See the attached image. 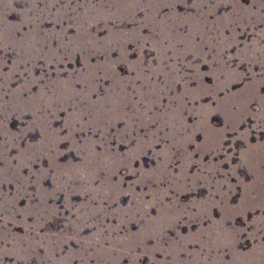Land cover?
Returning a JSON list of instances; mask_svg holds the SVG:
<instances>
[{"label":"rangeland","instance_id":"374dc122","mask_svg":"<svg viewBox=\"0 0 264 264\" xmlns=\"http://www.w3.org/2000/svg\"><path fill=\"white\" fill-rule=\"evenodd\" d=\"M96 2L97 0H0V37L3 38L4 45H8V47L0 49V73L5 74L3 100L8 102V111L4 112L5 131L15 134L27 127V122L34 119L32 111L21 112L16 110L18 104L23 107L24 102H28L30 97L32 98L31 107L34 108L40 99L41 87L44 88L46 94L51 95L52 92L47 86V82L52 86L51 81H55L57 78L66 80L69 72L74 73L75 69L82 68L79 52L74 53L73 60L68 61L63 55L64 49L60 47V38L53 34L54 31L55 33L65 31L66 35L63 37L65 41L68 36H74L76 34L75 28L68 27V24L72 22L71 17H73L74 27H77L78 31H81L78 27L81 21L86 24L82 31L90 32L98 40L108 36V28L122 33H131L138 28L142 36H151L153 39L160 40L159 28L154 32L151 27H141L142 23H146V15L151 18V22L154 24H159L162 18L170 16L172 12L190 18L200 17V20L203 21V30L209 35L216 36L220 32V28L215 23L217 18H223L233 12L232 0H196L199 7L192 6L193 0H139V4L135 8L128 0H101V2ZM240 2L245 9L251 7L256 15L244 14L239 20L231 18L228 21L227 27H223V35L231 37L234 30L237 43L225 48L220 55L227 65L244 75L239 80L234 79L226 89L217 90L216 96L219 98H223L226 91H240L253 79L256 81L264 80V36L259 35V33L264 32V18H261L264 17V8H258L259 3H264V0H254L257 7L253 4V0H240ZM81 3L84 4L83 7H78ZM156 3H163L165 6L156 7ZM210 3L216 5L211 11L209 10ZM169 4L171 6H168ZM201 13H205L206 17L201 16ZM109 17L111 18L108 19ZM57 19L59 22H56ZM223 23L224 21L221 20L220 24L223 25ZM106 26L108 28H105ZM189 31L190 23H182L178 27L172 28L171 34L179 32L187 35ZM25 33L28 34L30 41L34 38L37 42L34 47L31 46V43L26 45V54L22 55L16 43ZM193 38L197 43L201 42V36L198 32L194 34ZM255 41L257 43L253 46ZM143 43L144 47L140 54L143 56L144 74L149 75V61L152 65L162 63L164 66L163 71L149 75L150 81L163 83L165 80L164 73L169 71L168 66L175 63L177 67V74L180 76L181 82L174 84L168 93L169 96L183 91V81H187L189 88H197L198 81L190 78L193 69L186 66L188 62L198 64L202 73L210 71L209 64L202 63L201 57L194 55L191 51L184 54L182 62L179 57L174 60L173 49H169L166 53L168 59L158 61L156 50L151 47V42L145 40ZM163 43L166 45L168 40L163 41ZM213 43H216L215 39ZM245 45H248L253 54L251 60H241L237 56V52ZM124 47L128 50L127 59L135 61L138 58L136 43L130 40L124 44ZM175 47L183 49L184 44L177 43ZM203 51L208 53L204 57L207 60H212L213 55L216 54V49L213 48L209 51L207 44L203 45ZM119 55V49L116 47L109 53L112 60H117ZM18 57L23 62L16 63ZM104 59L103 53H96L89 56V63L96 64L97 61ZM213 66H216L215 63ZM116 71L125 78V81L129 76L135 77L136 75L135 72L130 71L128 64L118 63ZM200 79L205 85L214 84V79L210 75H203ZM219 79H225L223 72L220 73ZM109 83V80L101 78L97 92L92 93L91 98L95 100L97 94L103 95L104 89L107 90ZM71 87L77 92L86 89V85L77 79L75 74H73ZM124 87L128 93L132 94L133 100H139L137 108L141 110L145 108L144 99H147L148 95L155 99V95L148 91L150 85L144 84L141 80L130 81L126 85L121 83L120 88ZM136 88H143L146 93L144 99L135 95ZM116 91L118 92L119 88ZM244 95L247 98V109L251 113L264 112V105H261L257 98V96H264V83H259L257 87ZM185 99L187 100V98ZM168 103V96L161 95L160 104H153L148 115L152 116L153 113L161 112L162 106ZM201 104H211L215 107L216 101L210 95L187 100V107L197 108ZM127 110L131 111V104L127 106ZM232 110L234 112L237 110L235 104L232 106ZM41 111V109H37L38 114ZM71 111L70 102L67 111L53 110L51 114L44 113L41 117L36 118L37 123L51 124V128L57 132L60 131L61 135L71 134L81 145L86 142L90 145L93 139L101 141V143L93 146L97 153L104 151L105 142L110 150L124 153L129 147H135L136 137L142 136L148 139L149 135L154 132L158 143L145 149L146 154L142 155L139 160H133L132 167L137 169L155 168L157 160L163 162V157L153 158L154 153L160 152L163 145L169 143L165 134L172 130L168 127L160 129L158 119L154 118L151 122L141 121L139 117H131L133 113L129 112L128 119L118 120L119 116L124 113H113L110 118L113 126L108 127L107 132L102 137L100 129L96 128L95 121L91 122V125L87 124L89 118L87 115L75 123V131L71 132L70 130L68 133L69 129L64 128V125L67 115ZM93 111L96 112L97 110L94 109ZM182 114L187 125L195 123L197 118L189 114L187 108ZM100 123L102 124L100 127L105 128L103 125L105 121L101 120ZM209 123L217 128L224 127L222 114L213 113L209 117ZM254 124L259 126L254 128ZM228 127L230 128L231 125ZM125 128L128 130L124 131ZM245 130L248 132L247 144L243 139H234ZM43 131L42 126L32 128L25 132L26 139H12V141L10 135L9 144L5 145L7 148L5 150L7 151V158L4 160L5 167L7 168L9 161L10 164L7 181L0 183V192L7 193L8 198L3 202L5 209L2 214L5 215V224L0 225V228L4 230L2 233L4 241H0V264H164V261L168 264H220L218 258L214 257L216 252L220 250L207 249L202 251L198 241L202 228L208 227L209 221L207 219L195 222V220H190L187 215H183L174 227L166 228L165 226L160 232L158 240L148 235L143 239H133L125 244L121 238L126 233H135L139 230V224L136 220H129L128 223L120 224L117 228V224L121 221L120 215L111 213L105 215L101 210H96L93 213L89 208H84L87 202L93 211L98 208L97 200H91L90 195H96L97 189L94 187H99L105 176L103 166L101 165L97 172L95 168L91 169L88 173V181L82 183L79 179H74L69 182L71 177L79 173L77 165L81 160L74 139L56 144L55 139L50 137L55 144L52 156L41 155L39 158H34L29 167L20 168L19 176L14 175V166L23 159L18 154V148H24L25 144H39ZM186 131L191 132V128L186 129ZM119 134L123 139L128 140V144L119 142ZM223 135L225 138L220 141V150L218 151L211 147L207 151H196V145L204 141L202 131H196L192 135V140L195 143L189 142L183 148L175 146L171 148L169 162L165 165L166 173L179 174L181 157L185 151L193 153V163H190L187 168L189 178L201 170L195 161H200L204 165L210 161L213 164L218 163L220 171H216L214 174L204 173L208 176V187L203 186L201 181H196L195 187L188 184L189 190H187L181 185L176 191L168 188L170 181L167 175H163L158 183L153 182L151 184L153 188H168V195L163 197V203L171 204L173 198L182 204H188L206 197L209 188L214 193L213 199L219 201L221 197L216 194V183L225 179L228 184L234 186L230 192L228 203L235 205L239 202L241 187L244 184H250L252 179L259 177V173L253 176V171L264 159V148H261V142H264V117L257 120L254 115H246L236 125L235 132L228 130ZM247 146L253 149L251 157L244 155ZM53 159L63 171L64 176L60 177L61 180L55 178L58 174H53L54 170L49 168V162ZM182 162L185 165L188 163L186 160ZM232 168L235 169L234 175L230 172ZM44 169H48L47 174L40 177L35 184L33 181L37 179V175H32V173L39 174ZM95 174L97 178L92 180ZM22 177H28V183L23 185L25 191L16 198V184ZM138 177V172L122 173L117 168L115 174L111 176V180L113 182L118 180L124 192L116 201L99 200V206L107 212H112L116 208H126L132 199L128 190L129 185H132L134 192L144 193L143 200L152 199L151 194H149V183H135ZM237 182H241V185ZM56 185L62 186L65 190L60 191L58 187H55ZM220 189L221 191H229L227 184H221ZM89 190H91V194L88 193ZM13 198H15L14 206L12 204ZM256 202L258 203L259 200ZM29 205L34 206V210L37 211L36 216L15 211V209H24ZM78 209L81 210L78 212ZM185 211L195 213L198 209L190 207ZM210 214L214 219L220 218V211L216 207L210 209ZM147 215L157 216V208L155 206L149 207ZM261 215H264V209L250 208L244 217L235 216L231 220H226L225 226L244 227L246 220L251 221L256 216ZM124 218L127 219V214ZM174 219V216H170L166 223L173 222ZM253 227L251 223H248L246 231L240 233V237L237 238L236 247L240 252H247L255 247L253 244L257 241L248 237V232H251ZM159 229L160 226L157 225L156 229L150 231H158ZM26 231L30 238H26L27 241L19 240L20 237L25 236ZM213 231L218 232L219 228L214 227ZM257 235L260 241H264V234L257 232ZM177 236L185 237V239H181L177 243ZM201 239L207 238L201 237ZM117 240L121 241L122 247L117 244L119 248L112 252L108 246L110 243H116ZM155 248L165 250L172 248V250L166 253L155 250ZM128 251L134 253L129 255ZM198 252L200 257H197ZM189 253H192L194 257L191 262L189 261L192 257ZM205 257L207 261H205ZM259 259L258 255H249L246 261H238L237 264H259ZM223 260L225 262L231 260V255L226 250H224Z\"/></svg>","mask_w":264,"mask_h":264},{"label":"snow or ice","instance_id":"6c2138e0","mask_svg":"<svg viewBox=\"0 0 264 264\" xmlns=\"http://www.w3.org/2000/svg\"><path fill=\"white\" fill-rule=\"evenodd\" d=\"M101 2V0H97L96 3ZM129 3L134 5V8L139 4V0H128ZM96 3H87V4H96ZM253 4L257 7V3ZM260 6L258 8H264V3H259ZM83 3L79 4L78 7H83ZM65 6V5H64ZM68 6V5H67ZM152 6V5H146ZM156 7L165 6L163 3H156ZM168 6H171L170 4ZM193 7H199L196 3V0H193ZM215 3L209 4V10L215 8ZM233 12L227 14L225 17L217 18L216 26L220 28V32L216 36L209 35L203 30V21L200 20V17H188V16H180L175 12H172L170 16H165L159 21V24H154L151 22V18L149 16H145L146 23H142L141 27H151L155 32L157 28H159L160 32V40L153 39L151 36L144 37L140 34L139 29H135L133 32L128 33L121 31L117 32L113 29L109 30L108 28V36L104 37L102 40H98L96 36H92L90 32H83L82 29L86 24L80 21L78 27L81 31L77 30V27H74L73 17H71V23L68 24V27L75 28L76 34L74 36H68L65 41L63 37L66 35L65 31H61L60 33H55L58 38H60V47L64 49V57L68 61L73 60V54L79 52L80 60L82 62L81 69H75L74 73L69 72L68 79H60L57 78L55 81H51L52 86L47 82V86L51 90L52 94L48 95L45 93L44 88L41 87L40 99L34 108L32 105V98L29 97L28 102H24L23 107L19 104L17 105L16 110L18 111H32L34 119L31 122H27V127L21 129L19 132L15 134H10L5 131L4 124V112L8 111L7 101L3 100V96L5 92L3 91L5 88L3 87V82L5 79V74L0 73V183H4L7 181V176L9 173V164L7 168L5 167L4 160L7 158V148L5 145L9 144V137L11 135L12 139H26L25 132L30 131L32 128L43 127L44 131L41 133V140L39 144L27 145L25 144L24 148H18V154L23 157L21 161H18V164L14 166L13 174L19 176V170L22 167H29L30 163L34 158H39L41 155L50 157L53 154L55 149V144L53 140L54 138L56 144H59L61 141H70V139H74L76 142L77 150L80 152L81 160L78 163L77 167L79 169V173L71 177L70 181L74 179H79L82 183L84 181H88V173L91 169L95 168L96 172L100 170V166H103V171L105 172V176L100 183L99 187H94L97 189L96 195H90L91 200H97L98 208L93 211L90 208V205H85L84 208H89L93 213L96 210H101L105 215L107 213L117 214L121 216V221L117 224V228H119L120 224H126L129 220H136L139 224V230L135 233H126L121 239L125 244H127L130 240L133 239H143L145 236L151 235L158 240L160 232L166 226V228L174 227L176 222L180 220V217L183 215H187L190 220H195V222H199L200 220L207 219L209 221L208 227L202 228L198 241L201 244V250L207 249H219L220 251L216 252L214 257L218 258L220 264H237L238 261H246V258L249 255L259 256V264H264V241L259 240V236L257 232L264 234V215L256 216L255 219L251 221H245L244 227H226L225 221L231 220L235 216L244 217L245 213L250 208H262L264 209V159H262L259 164L254 168L253 176L259 173V177L257 179H252L250 184H244L241 189V195L239 202L235 205L228 203V198L231 190L233 189V185L228 184V181L221 180L216 183V194H219L221 199L219 201L213 199L214 193L211 188H209V193L203 199L192 201L188 204H182L179 200H174L172 198L171 204L163 203V197L168 195V188H172L175 191L178 187L183 185L184 188L189 190L187 187L188 184H192L195 187L196 181H201L203 186L208 187V176L204 173H215L216 171H220L219 164H213L211 161L204 165L200 161H195V163L199 164L200 171L194 174L192 177H188L187 168L192 161V152L185 151L184 155L181 157V167L179 174H171L165 172V165L169 162L171 156V148L173 146L183 148L189 142L195 143L192 140V135L196 131H202L204 133V141L201 144L196 145V151H207L210 147L215 150H220V141H222L225 137L223 133L225 131L231 130L236 131V125L239 124L244 116L246 115H254L257 120L261 117H264V112L253 114L250 110L247 109V98L244 94H246L249 90L254 89L258 86L259 83H264L262 81H256L253 79L250 83L246 84L243 89L238 92L226 91L224 93L223 98H219L216 96L217 90H223L228 87L230 83L233 82L234 79H240L243 77V73L237 72L235 69L231 68L226 64L225 60L221 57L220 53L225 49L230 47L233 44H236V33L233 30L231 37H225L223 35V27H227L228 21L231 18H235L239 20L242 15H256L252 11V8L249 9L243 8L240 0H232ZM201 16H205V13H201ZM109 17L108 19H110ZM264 18V17H261ZM87 20V19H86ZM171 20V23H169ZM223 20V25L220 24V21ZM59 22V19L56 20ZM88 23V21H87ZM182 23H190V31L187 35L176 32L171 34V29L174 27H178ZM210 24L212 22H209ZM243 27V25H241ZM31 30V29H30ZM199 33L201 36V42L197 43L194 40V34ZM259 35L264 36V32L259 33ZM216 40V43H213V40ZM132 41L136 43V50L138 54V58L135 61H130L127 59L128 50L124 47V44L128 41ZM149 40L151 42V47L156 50V58L158 61H165L168 59L166 53L169 49H173V59L182 58L186 52H193L194 55H198L201 57V62L209 64L210 71L208 73L200 72L198 64H192L188 62L186 66L188 68L193 69V73L191 75V79H195L198 81V86L195 89L189 88L187 81H183V91L181 93H177L175 95L169 96L168 93L172 90L173 86L177 82H181L180 76L177 74V67L175 63L169 65V71L165 72V80L163 83H156L149 80V75H155L158 71H163L164 66L162 63H157L156 65H152L151 61H149L148 67L150 69L149 75H145L143 72L144 64H143V56L140 54L141 49L144 47V41ZM168 40V43L165 45L163 41ZM118 41V43H117ZM37 41L33 38L31 41L29 40V36L27 33L24 34L20 38V40L16 43L17 47L21 51L22 55L26 54V45L31 43V46L34 47ZM177 43H183L184 48L178 49L175 47ZM253 43V46L256 45ZM207 44L209 47V51L213 48L216 49V54L213 55L212 60H207L204 57L208 55L203 51V45ZM8 47V45H4L3 38L0 37V49H4ZM116 47L119 49L120 55L117 60H112L109 56V53L112 49ZM96 53H103L105 59L103 61H97L96 64L89 63V56L94 55ZM252 52L249 50L248 45H245L244 48H241L237 52V56L241 60H251ZM231 59V57H229ZM23 62L19 57L16 61ZM51 62V61H49ZM183 62V61H182ZM118 63L128 64L130 71L135 72V77L129 76L125 81V78L121 76L116 71V65ZM215 63L216 66H213ZM29 72V70L27 69ZM223 72L225 75L224 80H220V73ZM98 73L100 74L98 76ZM30 74V72H29ZM73 74H75L77 79H80L83 84L86 85V89H81L80 91H76L71 87ZM203 75H210L214 79V84L209 86L205 85L203 81L200 79ZM107 79L110 81L107 90L104 89L103 95L97 94V98L93 100L91 98V94L97 92V86L99 84V80ZM141 80L144 84L150 85L149 93L155 95V99L152 98L151 95H148L147 99H144L146 93L143 88H136L135 95L144 99L145 108L143 110L137 108V104L139 100H133L132 94L128 93L124 88H120L121 83L125 85L130 81ZM34 82V81H33ZM135 87V85H133ZM117 88L119 91L117 92ZM168 96L169 103L167 105H163V110L158 113H153L152 116H149L148 113L151 111L153 104H160V96ZM210 95L213 100L216 101V106L213 107L211 104H201L197 108L187 107V100L198 99L200 96ZM187 98V100L185 99ZM261 105H264V96H257ZM102 101V103H101ZM71 102L72 111L68 113L67 119L64 125V128L69 129L68 133L75 131V123L81 121V117L87 115L89 118L87 120V124L91 125V122L95 121L96 128L100 129V134L103 137L107 132L108 127L113 126V123L110 122L111 115L113 113H121L118 120L128 119L129 112L133 113L131 117H139L141 121L151 122L154 118L158 119L160 122V129L164 127L170 128L172 131L165 134L166 139L169 143H166L161 148L160 152L154 153V157H163V162L157 160V165L155 168L148 169H140L133 168L132 161L139 160L142 155H145V149L151 148L153 144L158 143L156 139V133L152 132L149 135L148 139H145L142 136L136 137V145L135 147H129L127 151L124 153L115 152L110 150L106 142L104 143V151L97 153L94 150V145L97 143H101L98 140H92L90 145L86 142L84 145H81L77 142V140L71 135H61L60 131L57 132L51 128V124H38L37 119L41 117L44 113H50L53 110L56 111H67L69 107V103ZM174 102V103H173ZM131 104V111L127 110V106ZM237 106V110L234 112L232 110L233 105ZM30 105V106H29ZM187 108L189 114L195 116L197 119L195 123L192 125H187L185 123V118L183 116L184 110ZM37 109H41V113H37ZM97 111L94 112L93 110ZM47 110V111H44ZM221 113L224 119V127L217 128L214 125L209 123V117L213 113ZM130 117V119H131ZM101 120H104L105 128H101L100 123ZM132 123V119H131ZM231 125L229 128L228 126ZM259 126L258 124H254L253 127ZM191 128V132L186 131V129ZM128 128H125L124 131H127ZM182 134V135H180ZM7 137V139H4ZM248 132L245 130L242 133H239L237 137L239 139H243L247 144ZM107 139V138H106ZM119 142L128 144L127 139H123L119 134ZM261 148H264V142H261ZM253 153V149L250 147H246V152L244 155L246 157H251ZM34 154V155H30ZM187 161L188 163L185 165L182 161ZM247 162V161H245ZM99 165V166H98ZM49 168L54 170L53 174H58L57 177L60 179L63 175V171L60 169V166L57 164L55 159L49 162ZM119 168V171L122 173L128 172H138L139 177L135 180V183H149V194H151L152 199L145 201L143 200L144 193H136L133 191L132 185H129L128 190L131 196V201L126 208L123 209H113L112 212H107L103 210L99 206V200H108L109 202L118 200L119 196L124 192V189H121L120 182L117 180L113 182L111 180V176L115 174V170ZM48 169L41 170L39 174L32 173V175H37V179L33 181L35 184L37 183L40 177H43L47 174ZM231 174L234 175L235 169L230 170ZM163 175H167L170 183L168 188H153L151 184L153 182H159ZM96 174L92 177L96 179ZM61 180V179H60ZM28 183V177L20 178V181L16 184L17 192L16 198L25 191L23 185ZM241 185V182H237ZM227 184L229 191H221L220 185ZM60 191L65 190L62 186L56 185ZM91 194V190L89 192ZM115 197V199H114ZM174 197V196H173ZM7 198V193L0 192V225L5 224L4 219L5 215L2 214L5 207L3 206V202ZM259 200L257 203L256 201ZM13 206L15 205V198L12 199ZM155 206L158 210L157 216H149L147 215V209L149 207ZM195 207L198 209L197 212H187L185 209ZM212 207H216L220 211V218L214 219L210 214V209ZM83 208V209H84ZM81 209H78V212ZM15 211H19L25 215L32 214L37 215V211L34 210V206L29 205L24 209H15ZM139 213V215H137ZM125 214H127V219L124 218ZM174 216L175 219L173 222L166 223L168 217ZM248 223H251L254 227L251 232H248V237L251 240L257 241L253 245L255 247L249 249L247 252H240L236 247L237 238L240 237V233L246 231ZM157 225L160 226L158 231H150L152 229H156ZM219 228V231H213V228ZM28 231V230H27ZM27 231L24 237H20L19 240H25L26 238H30L27 235ZM4 230L0 228V241H4V236L2 233ZM201 237H206L207 239H201ZM71 239V237H69ZM181 239H185V237L177 236L176 241L179 243ZM122 247L121 241L117 240L116 243H110L109 248L112 252H115L117 246ZM114 245V246H113ZM158 251H171L172 248L167 250L161 248H155ZM183 251H187L186 249H180ZM224 250H226L231 255V260L225 262L223 260ZM259 250V251H257ZM134 252L128 251V254L131 255ZM145 254V253H144ZM192 259L189 261H193L194 257L192 253H189ZM197 257H200V253H197ZM213 257V258H214ZM205 261L206 257H205ZM198 262V260H197ZM164 264H168V262L164 261Z\"/></svg>","mask_w":264,"mask_h":264}]
</instances>
